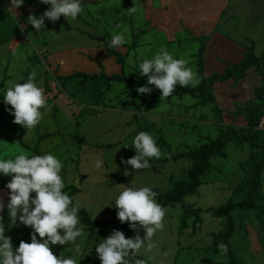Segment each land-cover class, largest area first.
Listing matches in <instances>:
<instances>
[{
	"label": "crops",
	"instance_id": "0c3cea01",
	"mask_svg": "<svg viewBox=\"0 0 264 264\" xmlns=\"http://www.w3.org/2000/svg\"><path fill=\"white\" fill-rule=\"evenodd\" d=\"M49 7V5L42 4L40 0H24L23 5L12 11L10 0H0V94L3 96L11 84L21 83L23 80H27L29 74H35V82L43 88L47 104H49V115L54 118L53 125L59 129H53L54 131L50 130L49 133L43 134L40 131V126L44 123L41 121L31 129L34 132L32 135L34 142L37 140V143L44 138L40 141L43 143L46 141V136H62L60 139L57 138V144L50 145L47 151L46 145L41 146L42 150L38 148L44 154L60 148L59 143H62L67 135L66 125L70 121H75L76 114H79L78 117H80L82 114L93 112H81V109L84 108L74 106L72 103L71 99H74L75 90L70 89L69 86L75 84L77 79H80V83L83 84L81 78L75 77L73 80L64 82L60 77H68L75 73L98 75L104 72L107 76L117 74L124 75L128 80L144 81L147 80V76H144L143 80H135L131 79L128 74H139L138 65L144 59H151L163 47L174 58L187 59L189 61L187 67L191 68L199 78L198 55L201 40L205 41L203 53V76L205 78L222 74L228 66L240 63L250 50L256 56L264 53V26L263 28L258 27L264 23V0H82L84 11L76 20L67 21L63 15L56 22H51L46 18L44 27L37 31L29 24L28 17L30 15L39 17ZM255 27H257L256 30L251 32ZM125 29L128 42L117 49L125 57V66H123L117 63L114 56L107 54L102 42H110L114 34L122 33ZM56 30L57 34H53ZM51 76L54 78L53 83L56 86L49 89L47 78ZM63 82L66 84L65 87L62 85ZM91 82L103 81L91 80ZM263 83L264 77L258 73L255 67H251L244 79L236 81L231 77L222 82H215L212 91L215 102L205 104L200 103V97L196 94L181 91L164 98L161 97L159 89L147 85L151 91L145 94V102L140 105L141 94L136 90L138 87L134 89V94L129 96V84L113 82L109 90L105 91L104 89L100 92V96L105 93L104 97H99L98 102L95 101L93 105L87 104L86 108L94 107L95 110L117 108L111 104V101L122 95L109 98L116 84H126L128 85V88L125 89L126 96L133 98L134 101L133 105L122 109L131 115L124 122L142 121L141 130L152 128L159 130L161 134L155 141L159 145L160 143L163 145V142L168 144L162 135V128L170 126L184 142H180L182 146H185L181 151L184 152L210 140H216L221 130L231 128L241 133L247 129L246 117L235 116L234 112L238 104L248 101L256 102L255 91ZM61 91L69 98L64 96ZM2 103H4L3 99L0 98V107ZM98 104L101 107H98ZM41 111L43 113L44 109ZM260 123H263L264 126V117ZM17 126L23 128L18 124ZM23 129L24 143L33 148L25 141L28 133L25 128ZM188 135L194 138V141L188 140L190 145L185 142ZM245 144L250 146L249 143ZM54 145L59 146L53 149ZM224 152V156L212 157L213 169L211 171L214 175L206 177V174L211 172L209 171L202 176L203 182L198 189L203 184L212 185L218 191H224L229 195L227 203L239 202L248 197L250 190V183L247 182L242 165L251 159L252 150L249 147L244 153L232 154L233 160L229 159L226 147ZM217 157H221L218 164L215 163ZM187 160L190 162L188 167H191L192 161ZM151 163L157 164V162ZM223 170L224 175L222 176ZM178 175L177 173L175 177H173L174 175L170 176L171 189L174 186V180L180 178ZM65 177V175L62 177L65 185H73L67 179L65 180ZM242 185L246 188V196L236 194L239 190L238 187ZM4 187L6 188V185L2 186V188ZM198 189L196 193H200ZM5 190L7 195L0 198V201L5 204V209L0 213V216L4 218L5 235L11 237L15 249L21 240L27 242L30 238L31 228L25 226L26 233L20 236L17 233L18 229L24 225L18 221L16 226H8L6 205L9 190L7 188ZM32 194L34 195V193ZM255 204L264 209V171ZM185 206L192 208V205ZM186 208L181 214L182 220L178 225L179 232H184L191 226L192 234L198 236L194 244H191L194 248L220 252L218 246L223 244V241L217 240L216 236L225 230V219L212 213V210L218 207L207 205L202 209L194 206L193 209L199 211L198 220L195 213L186 215ZM203 210L220 218L221 222L217 232H205V235H209L212 241L200 245V233L204 225ZM234 210L238 211L242 220L239 228L232 215ZM232 211L231 217L234 226L228 239L232 255L226 253L229 256L228 259L213 261L212 264H233L232 260L236 264H245L236 259L235 253L238 250L247 253L258 250L259 252L256 253L261 252L264 258V227L259 219L258 210L237 207ZM253 215L255 216L253 217ZM84 227L82 228L86 232L88 228L85 225ZM233 238L235 245L231 243ZM95 261L97 260L93 262ZM80 264H86V262Z\"/></svg>",
	"mask_w": 264,
	"mask_h": 264
},
{
	"label": "rangeland",
	"instance_id": "374dc122",
	"mask_svg": "<svg viewBox=\"0 0 264 264\" xmlns=\"http://www.w3.org/2000/svg\"><path fill=\"white\" fill-rule=\"evenodd\" d=\"M264 23L259 28H263ZM257 27L251 30H256ZM57 34V30L53 32ZM259 51V50H258ZM19 75V74H17ZM131 79L143 80L144 76H140L137 73L128 74ZM54 78H47V87L52 88L56 85L53 83ZM70 89H74V99L72 103L81 109V112L93 111L92 113H85L78 117L76 114L75 121L67 123L65 132L67 133L65 140L59 143L60 148L57 150H48L45 154L51 153L62 162V169L59 173L61 177L66 176L64 179L68 180L70 184H73L77 189L72 197L74 203L79 204V210L86 212L92 220H103L116 215V207L114 205L115 199L119 192L126 187H142L148 186L151 189L158 188L161 192L169 191L172 187L170 176L178 173V177H182L185 168L190 165L187 158H182L177 161H169L165 163H151L147 169L134 170L131 165L122 163V160H127L134 156L135 150L130 145L134 137L139 132H147L151 134L155 141L157 136H160V132L157 129H140L142 121L125 123L124 121L131 116L124 112L127 106L133 105L134 99L126 96V90L128 85L116 84L114 90L109 99H112L116 95H122L117 99L111 101L112 105L117 108L112 109H101L95 110L94 107H87V104L93 105L95 101L98 102L99 95L105 88L103 82H91L87 81L83 84L80 83V79L76 80L75 84L69 86ZM63 91V90H62ZM61 91V93H63ZM123 91V92H122ZM64 96L68 97L65 93ZM69 98V97H68ZM140 100V95H139ZM104 105V103H103ZM49 104L44 109L43 119L41 120L44 124L40 126V131L43 134L49 133L50 130H58V127L53 125V117L49 115ZM106 106V105H104ZM98 107H101L98 104ZM11 108L10 105L1 104L0 107V159H14L16 155L22 151L29 156L36 155L34 146L39 145L38 148L42 150V145H46V151L52 144H57V138H62L61 135L54 137H45L46 141L41 143L42 138L39 142H34V132L31 129H25L27 136L25 141L31 145L30 148L23 146L19 140V131L12 127L13 116L6 109ZM60 110V108H59ZM59 113H62L59 111ZM79 113V111H77ZM47 116L46 118H44ZM77 120V122H76ZM51 123V124H50ZM163 137L168 142V147L174 153L181 152L185 148L180 142V137L173 131L170 126H164ZM53 130V131H54ZM43 131V132H42ZM31 133V134H30ZM187 137V136H186ZM48 138V139H47ZM24 139V138H23ZM194 141V138L188 135V142ZM41 143V145H40ZM184 143V142H182ZM197 143V142H196ZM247 143V142H245ZM129 144V145H128ZM59 145H54L53 149H56ZM62 145V146H61ZM128 145V146H125ZM161 150V158L169 154V149L156 143ZM243 146V147H242ZM192 147V146H191ZM249 145L237 144L231 142L226 146V150L229 153V159L233 160L232 154H241L249 149ZM194 148V147H192ZM38 150V151H40ZM221 157H217L215 163L218 164ZM96 160L103 161V167L96 169L94 163ZM187 162L188 164L186 165ZM129 172L128 175H124V171ZM211 171L206 174V177L213 176L214 173ZM224 175V170L222 171ZM226 174V171H225ZM10 176L0 175V198L7 195L6 188H2L10 180ZM5 184H2V183ZM239 190L236 194L246 196V188L244 185L238 187ZM198 192L185 197L184 201L175 203L174 206H168L165 208L166 214L164 217V228L153 237V242L156 244V248L151 252L147 253L141 250L134 259L133 264H212L213 261H220L228 259L227 254L212 250H201L194 248V241L197 240L198 236L193 235L191 226L184 232H179V224L182 220V211L186 208L185 205H192V208H204L209 205L211 207H220L225 205L229 199V195L224 191H218L212 185L203 184ZM112 203V204H111ZM111 204V205H106ZM185 204V205H184ZM185 206V208H183ZM232 215L235 223L240 226L242 220L239 217L237 210L232 211ZM79 224L82 230L84 225L81 218V214L78 213ZM255 215H253L254 217ZM202 217L204 219L203 231L201 230V242L200 245H205L212 241V238L205 235L207 231L217 232L220 229L219 223L220 218L212 216L207 210H203ZM189 223V220H188ZM244 222L242 223V225ZM83 227V228H82ZM126 230L125 237L131 238L135 235H140L143 239L145 230L137 222V229L132 230L128 226V222L124 224ZM113 227L108 226L101 229H94L92 232L90 229L83 230V236L78 238L75 243H68L65 245H55L51 247L53 253L63 258L73 259L76 264L86 262V264H101L98 255L95 251V245L102 242V239L106 238L112 231ZM39 239V238H38ZM26 240V239H25ZM30 242V238L27 240ZM232 245H235L234 238L231 240ZM79 244L81 252L77 254L75 252V245ZM190 246V247H189ZM251 251V253L236 251L235 256L240 262L245 264H264V258L260 253ZM259 252V251H258ZM175 259V260H174ZM94 260H97L93 262Z\"/></svg>",
	"mask_w": 264,
	"mask_h": 264
},
{
	"label": "clouds",
	"instance_id": "9594fccd",
	"mask_svg": "<svg viewBox=\"0 0 264 264\" xmlns=\"http://www.w3.org/2000/svg\"><path fill=\"white\" fill-rule=\"evenodd\" d=\"M40 2L50 7L39 17H28L29 24L37 31L44 27L46 18L56 22L63 15L67 21H74L84 11L82 0ZM23 3L24 0H10L11 10ZM126 32L125 29L114 34L109 47L118 49L125 45L128 42ZM188 62L185 58H174L162 47L151 59H144L138 65V71L140 76H147V85L159 89L161 97L168 98L177 85L186 88L198 86L199 78L187 67ZM147 85L138 87L137 92L150 93L151 88ZM2 99L5 105L11 106L6 110L14 117L13 123L25 129H33L39 124L43 119L41 109L47 108L44 90L35 82L34 73L29 74L24 83L11 84ZM130 145L136 154L121 162L131 165L136 171L149 168V159L161 158V150L147 132H139ZM62 167L61 160L51 153L29 156L22 151L14 159H0V175L11 177L6 184L9 190L6 205L8 226H16L19 221L31 228L30 242L21 240L14 249L11 237L5 235L4 218L0 216V264H76L73 259L57 256L51 250L52 246L75 243L83 236V230L78 227L79 204L63 191L65 183L59 174ZM94 167L102 168L103 161L96 160ZM128 174L125 170L124 175ZM156 196L157 193L148 186L126 187L119 192L114 202L117 219L121 224L128 222L132 230L137 229L138 222L145 235L143 239L138 234L126 238L123 231L113 229L95 245L101 264H133L134 257L141 250L151 253L156 248L153 237L163 230L167 211L157 203ZM4 209L5 204L0 201V213ZM218 248L222 254L227 253L226 245L221 243ZM74 250L79 254L80 245L76 244Z\"/></svg>",
	"mask_w": 264,
	"mask_h": 264
},
{
	"label": "trees",
	"instance_id": "16d2710c",
	"mask_svg": "<svg viewBox=\"0 0 264 264\" xmlns=\"http://www.w3.org/2000/svg\"><path fill=\"white\" fill-rule=\"evenodd\" d=\"M135 36V35H134ZM102 45L105 47L106 52L109 56H114L116 58L117 63L125 66V57L122 55L117 49H113L109 47L110 42H102ZM205 51V41L201 40V47L198 55V67H199V85L197 87H181L176 86L173 93L178 91L191 93L193 95H197L200 97V103L205 104L208 102H215V98L212 94L213 85L215 82H222L231 77H233L236 81L244 79L246 73L249 68L255 67L260 75L264 77V53L260 56H256L253 51H249L244 59L235 65L228 66L226 70L222 74H215L210 78H205L203 76L204 70V60L203 53ZM75 77H80L82 83L87 80H102L103 87H105V91L111 88V84L113 82L118 83H127L129 84L128 95L132 96L134 94V89L136 87L147 85V80L144 81H133L125 78L124 75L113 74L111 76H107L104 72L100 74L87 75L84 73H75L68 77H60V79L66 81L73 80ZM26 82V79L21 83ZM62 83L65 87L66 84ZM256 102L248 101L246 103L238 104L237 109L234 112L235 116H245L248 122V128L243 130L241 133L236 132L235 130L228 128L227 130H221L216 140H210L207 143L201 144L195 148H191L188 151H184L181 153H174L168 147V144L163 142V145L169 149V155L167 157L161 159L152 158L151 162L157 163H165L169 161H177L182 158H187L192 161V166L185 168L182 177L174 180V186L171 190L166 192H161L159 189H152L157 193L156 201L162 207L166 208L170 204H175L177 202L184 201L185 197L188 195L195 194L197 192L198 187L202 184V176H204L207 172L213 169L212 157L214 156H224V148L230 142H235L237 144H243L245 142L250 144L252 150V157L250 160L245 162L242 167L245 170V177L247 182L250 183V190L248 193V197L239 202H229L226 205H222L214 210L212 213L216 216L223 217L225 219V230L219 233L216 236L217 240H222L223 244L227 246V254L232 255L228 245L229 236L233 230V220L231 217V211L234 208H246L258 210L259 219L261 221L262 226L264 227V209H261L259 206L255 204V199L258 198V190L260 187V183L262 181V173L264 171V130H260L257 128L260 120L264 117V83L263 85L255 91ZM0 98L3 96L0 94ZM261 101V102H257ZM145 102V94H141V104ZM217 111V108H215ZM13 127L20 131L19 140L21 144L25 147L27 145L24 143V129L17 126V124L13 123ZM48 137V136H46ZM38 146H35V152L37 155H44L41 151H38ZM63 191L68 194L71 198L75 193H77L78 189L73 185H65ZM33 195V194H32ZM81 214V218L83 222L86 224L87 228L92 232L94 229H101L108 226H112L116 230L123 231L126 234V230L124 228V224H121L117 219L116 215H113L110 218L103 220H92L90 216L83 211L78 212ZM197 216V220L199 216V211L193 208H186L185 214ZM18 235L23 236L26 233L25 226H22L18 229ZM24 233V234H23ZM97 263V262H95ZM231 263L236 264L234 260Z\"/></svg>",
	"mask_w": 264,
	"mask_h": 264
},
{
	"label": "built area",
	"instance_id": "2783aa9c",
	"mask_svg": "<svg viewBox=\"0 0 264 264\" xmlns=\"http://www.w3.org/2000/svg\"><path fill=\"white\" fill-rule=\"evenodd\" d=\"M257 128L263 130L264 129L263 123L258 124Z\"/></svg>",
	"mask_w": 264,
	"mask_h": 264
}]
</instances>
